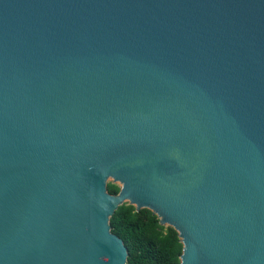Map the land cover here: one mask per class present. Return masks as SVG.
<instances>
[{
  "label": "water",
  "instance_id": "1",
  "mask_svg": "<svg viewBox=\"0 0 264 264\" xmlns=\"http://www.w3.org/2000/svg\"><path fill=\"white\" fill-rule=\"evenodd\" d=\"M125 203L264 264V0H0V264H126Z\"/></svg>",
  "mask_w": 264,
  "mask_h": 264
},
{
  "label": "trees",
  "instance_id": "2",
  "mask_svg": "<svg viewBox=\"0 0 264 264\" xmlns=\"http://www.w3.org/2000/svg\"><path fill=\"white\" fill-rule=\"evenodd\" d=\"M111 194L119 185L109 182ZM111 231L120 237L128 251L126 264H179L182 243L173 227L162 225L151 210H136L125 203L110 219Z\"/></svg>",
  "mask_w": 264,
  "mask_h": 264
}]
</instances>
